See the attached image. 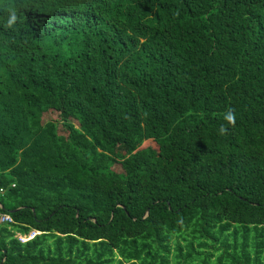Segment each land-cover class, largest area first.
<instances>
[{"label": "trees", "instance_id": "16d2710c", "mask_svg": "<svg viewBox=\"0 0 264 264\" xmlns=\"http://www.w3.org/2000/svg\"><path fill=\"white\" fill-rule=\"evenodd\" d=\"M0 215V264H264V0H0Z\"/></svg>", "mask_w": 264, "mask_h": 264}, {"label": "clouds", "instance_id": "9594fccd", "mask_svg": "<svg viewBox=\"0 0 264 264\" xmlns=\"http://www.w3.org/2000/svg\"><path fill=\"white\" fill-rule=\"evenodd\" d=\"M37 234H38L37 232L32 231L27 237L18 236V239L20 242H22L23 238L27 239L26 241H28V240L32 239Z\"/></svg>", "mask_w": 264, "mask_h": 264}, {"label": "built area", "instance_id": "2783aa9c", "mask_svg": "<svg viewBox=\"0 0 264 264\" xmlns=\"http://www.w3.org/2000/svg\"><path fill=\"white\" fill-rule=\"evenodd\" d=\"M6 222H9V217L5 215H0V225Z\"/></svg>", "mask_w": 264, "mask_h": 264}, {"label": "rangeland", "instance_id": "374dc122", "mask_svg": "<svg viewBox=\"0 0 264 264\" xmlns=\"http://www.w3.org/2000/svg\"><path fill=\"white\" fill-rule=\"evenodd\" d=\"M17 238H18V236H17ZM26 240H27V239H26ZM26 240H25V238H23V239H22V242H25Z\"/></svg>", "mask_w": 264, "mask_h": 264}]
</instances>
